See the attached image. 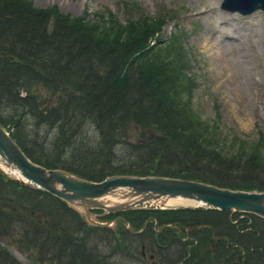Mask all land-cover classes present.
<instances>
[{"label": "trees", "instance_id": "16d2710c", "mask_svg": "<svg viewBox=\"0 0 264 264\" xmlns=\"http://www.w3.org/2000/svg\"><path fill=\"white\" fill-rule=\"evenodd\" d=\"M30 2L0 0V124L32 162L94 182L152 175L264 190V141H231L202 121L186 56L154 36L162 20L128 11L122 26L91 23ZM29 122L53 134L52 157L29 140ZM113 217L114 231L87 226L62 201L0 174V240L27 252L28 264H137L142 248L156 264H264V220L253 215L198 208L104 219ZM154 222L190 229L191 240L155 232ZM0 264L21 263L0 246Z\"/></svg>", "mask_w": 264, "mask_h": 264}, {"label": "rangeland", "instance_id": "374dc122", "mask_svg": "<svg viewBox=\"0 0 264 264\" xmlns=\"http://www.w3.org/2000/svg\"><path fill=\"white\" fill-rule=\"evenodd\" d=\"M30 1L36 9L53 8L91 23L100 19L109 21L111 17L122 26L129 17L128 11L132 18L138 13L150 19L158 17L163 21L162 27L154 36L164 41L175 40V47L186 56L193 74V109L202 121L214 122L231 141L235 138L249 144L264 141V13L241 16L225 12L219 7L222 0ZM28 124L29 140H37L44 147L41 154L52 157L58 150L53 134L47 137L46 132L37 133L32 123ZM41 146L36 145L35 149L40 150ZM59 148V156L64 159L65 147ZM0 246L17 262L29 263V254L12 241L2 239ZM125 264L134 263L126 260ZM137 264L150 263L146 257Z\"/></svg>", "mask_w": 264, "mask_h": 264}, {"label": "water", "instance_id": "95a60500", "mask_svg": "<svg viewBox=\"0 0 264 264\" xmlns=\"http://www.w3.org/2000/svg\"><path fill=\"white\" fill-rule=\"evenodd\" d=\"M221 8L249 14L264 10V0H224ZM0 173L23 187L59 199L91 226L111 227L99 218L129 210L163 209L169 200H186L204 209L251 214L264 220V191L233 190L162 176L112 175L92 182L62 169H46L33 163L1 125Z\"/></svg>", "mask_w": 264, "mask_h": 264}, {"label": "bare ground", "instance_id": "6f19581e", "mask_svg": "<svg viewBox=\"0 0 264 264\" xmlns=\"http://www.w3.org/2000/svg\"><path fill=\"white\" fill-rule=\"evenodd\" d=\"M183 205H188L192 206L195 205L193 202L190 201H183V200H169L166 204V206L172 207V206H183Z\"/></svg>", "mask_w": 264, "mask_h": 264}, {"label": "flooded vegetation", "instance_id": "af4514ba", "mask_svg": "<svg viewBox=\"0 0 264 264\" xmlns=\"http://www.w3.org/2000/svg\"><path fill=\"white\" fill-rule=\"evenodd\" d=\"M164 227H166V228H170V229H173L174 227H177V224H166V225H162V226H160L159 228H157L158 230L157 231H160V229L162 230ZM182 240V239H181ZM150 264H156V261L155 260H153V261H151L150 262Z\"/></svg>", "mask_w": 264, "mask_h": 264}]
</instances>
